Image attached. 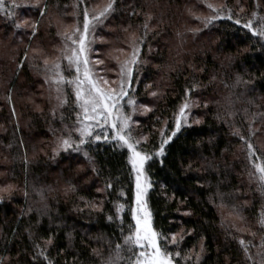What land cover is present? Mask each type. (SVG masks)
<instances>
[{"label": "trees", "instance_id": "obj_1", "mask_svg": "<svg viewBox=\"0 0 264 264\" xmlns=\"http://www.w3.org/2000/svg\"><path fill=\"white\" fill-rule=\"evenodd\" d=\"M98 1L16 0L22 5L16 9L19 29L0 10L1 29L13 35L11 55L3 59L0 53V168L6 174L0 175V186L8 189L0 197V264H102L135 224V173L127 150L109 138L85 146L91 160L66 153L62 138L78 137L75 97L65 85L67 103H62L55 84L45 78H51L49 69L57 62L65 76L70 72L66 36H51L54 22L46 23L50 39L42 36L50 11L59 9L65 22L81 24L84 9L97 8ZM176 2L115 0L94 28L99 38L122 45V32L108 30L111 22L137 30L142 63L136 66L131 95L150 108L139 117L137 132L146 136L141 148L151 156L146 173L152 227L162 248L180 252L175 264H261L264 193L245 142L233 132L238 128L250 139L264 162V41L243 26L249 19L260 25L264 0H194L192 6L185 1L194 26L184 30L177 25L182 20L177 12L158 6ZM208 4L219 8L222 18L205 24L204 18L215 14ZM11 8L12 0H5V9ZM36 41L42 51L52 49L50 61L33 52ZM105 44L93 47L102 53ZM39 87L47 90L39 101L42 111L20 101ZM191 98L198 104L199 123L177 132L164 145V155H156L174 129L180 106ZM9 182L16 190L10 192ZM173 235L176 243H171ZM240 240L248 244L247 253Z\"/></svg>", "mask_w": 264, "mask_h": 264}, {"label": "snow or ice", "instance_id": "obj_2", "mask_svg": "<svg viewBox=\"0 0 264 264\" xmlns=\"http://www.w3.org/2000/svg\"><path fill=\"white\" fill-rule=\"evenodd\" d=\"M39 3V0H37ZM115 5V0H110L105 9L98 15L89 17L88 11L84 10V22L82 30L80 27L75 29L73 34H65L66 40L71 41V45L66 53V59L68 61V70L74 68L75 73L71 76H65L64 70L59 62L55 63L49 71L52 72L51 78L45 77L50 83L55 84V90L58 93L57 99L62 103H67L65 93V85L71 86L74 90L75 103L79 109L77 116V127L75 131L79 133V136L75 139L70 135L67 138H62L60 147L66 152L81 153L84 157L91 160L88 154V150L85 147L90 146L96 141L104 139L109 140V130L114 131L112 139L120 143V146L126 147L130 150V160L133 169L136 173L135 177V208L131 209L132 218L135 220L134 225H130V230L127 234H123L122 242H118L110 254L102 259V264H175L174 256H180V252L175 253L168 251L166 247L162 248L160 244V235L153 229L151 221V212L148 210L146 195L148 188L151 185L148 183L147 177L141 180L145 171V163L151 159V156L138 149L137 145L140 143L138 139L132 136L130 129L131 117L124 112V104L121 102L122 98L128 96L127 87L131 85V77L134 71V65L142 63L139 57L140 48L133 41L131 58L126 60L120 69L121 80L119 89H105L101 86L108 84V81L103 78L94 77L92 68L89 67V35L90 29H94L93 21L100 23L101 17H105L107 13H110ZM22 5L17 4L16 0H12L11 10L5 9V0H0V10H5L8 15L14 20V26L19 29L22 25L15 22L16 9ZM27 7V5H25ZM215 13L210 17L204 18V23L208 24L216 19H221L220 10L212 4L207 5ZM228 11L227 18L232 19L230 10ZM256 14H253L255 16ZM27 23V20L24 21ZM235 23L240 24L241 21L236 19ZM248 28L252 35L264 41V18H261L260 25L258 27L253 26V20L249 19L243 25ZM36 25H33L35 29ZM147 28V25H145ZM79 33V35H75ZM27 59V55H25ZM45 65L48 61H44ZM22 66V65H21ZM239 82V81H238ZM245 83H248L245 81ZM153 96L157 93L153 92ZM11 99V97H9ZM127 103L135 106L136 102L132 97H128ZM146 107V106H142ZM189 104L185 102L179 111V116L175 121V130L171 131L170 135L165 137L159 147L156 155H164V145L176 136V133L181 129V121L188 123L186 110ZM135 110V108H134ZM150 110V109H148ZM196 123H199L197 120ZM188 126H191L190 124ZM100 129V131H97ZM234 135L239 136L246 144L247 158L250 160L255 172L259 173L257 177L259 181L258 190L264 193V162L257 163L253 160V157L257 156V150L253 146L250 139L244 137L240 130L237 128ZM163 135V134H162ZM252 135H255L253 130ZM58 154V153H57ZM264 157V153H261ZM250 179L254 175L253 172L249 173ZM110 187V185H109ZM124 205L120 204L119 209H123ZM111 219V217H109ZM261 227L264 228V220L261 222ZM255 235V234H254ZM167 239V238H165ZM176 236L173 235L171 243H176ZM47 243H51L49 240ZM241 245H244V251L247 253L248 244L244 240H240ZM261 247L264 248V241L261 243ZM203 251V247H201ZM43 255V251H41ZM261 264H264V259L261 260Z\"/></svg>", "mask_w": 264, "mask_h": 264}, {"label": "rangeland", "instance_id": "obj_3", "mask_svg": "<svg viewBox=\"0 0 264 264\" xmlns=\"http://www.w3.org/2000/svg\"><path fill=\"white\" fill-rule=\"evenodd\" d=\"M32 1H35V0H29V2H32ZM185 1H187L188 4L190 6H192L194 0H180V2H176L173 5L171 4L170 7L166 6L164 3H159L158 4L159 7H165L167 9L170 8L171 10L177 12L178 17L180 19H182L181 21H179L177 23V25H179L180 26L179 28L182 29V30L187 29V28H191V26H194V25H192L189 22V19L191 17V10L189 9V6H187V5L185 6L184 5ZM97 3H101V5L98 6L97 8L93 7L91 10L87 9L88 15H89L90 18L93 17L94 15H98L107 6V3H106L105 0H99ZM153 8H157V7L153 6ZM105 17H101L100 18L101 21H103L105 19ZM46 21H45V25L43 26V31L44 32H43L42 36L44 38H46V39H48V38L50 39L51 36H53L55 39H58V38H61V37L63 38L64 36H66L65 35L66 33L67 34H73L77 27H80L81 30H82L83 22H84V13H83V21H82L81 24H74L73 25L71 23L65 22V20H63V18H62L61 12H59V9L55 10V11L51 10L50 11V16H48V19H46ZM50 22H54L55 23V28H54L53 33H52L51 36H50L49 33H45L46 26ZM46 23H47V25H46ZM100 23H102V22H100ZM93 24H94V28H95V26L98 23L93 21ZM111 24H112V26L109 27L108 30H110L113 34H117L118 32L119 33L122 32L121 36H122V38L125 39V41H124L125 45H122V43L120 41L115 40L113 38H106V37L105 38H101V37L99 38L98 35L94 32V29H90V35H89V42L90 43H89V52H88L89 67L92 68L94 77L103 78V79L108 81V84H106V85L103 84L102 81H100L102 87H104L105 89H119L120 80H121V73H120L121 65L126 60L131 58L133 41H136V39L138 37V34H137V30L136 29H133V28H130V27L126 28L125 30H123L122 26L119 25L118 22H115V24H114V22L112 21ZM35 31H36V27H35L33 33H35ZM75 35L78 36L79 33H76ZM173 37H174V39L176 38L175 40L172 39V41H174V45L173 46L175 47V45H176L175 43H177V36L173 35ZM12 39H13V35L12 34H10V35L8 34V35L5 36L4 30L1 29V27H0V53H1V56H2L3 59L8 58L11 55V53L13 52ZM98 42L106 43L105 44L106 46L102 50V53L99 50L94 49L95 47H93ZM69 47H74V46L71 45V41L67 42V44L65 45V52L66 53H67ZM32 48H33V52L34 53H37V54H39L41 56L43 55V58H45L47 60L49 58V61H50V58L53 57L52 49H50L51 53H49V51L47 53L42 51V47H41V44L39 43V41H36L35 43H33V47ZM66 53H65V55H66ZM92 53H94V55H95L94 57L92 56L93 55ZM139 57H140V52H139ZM107 59L112 60L115 65L113 67L108 66V63L106 62ZM138 64L139 63L134 65V71H133V74H132V77H131V84H132V80H133V77H134L135 72H136V66ZM74 73H75V69L73 68L71 70V72H69L67 74V76H71ZM1 80H3V79H2V76L0 75V81ZM69 87L71 88V86H69ZM71 90H72V93L74 95V90L72 88H71ZM126 90L128 92V96L123 97L121 102L124 104V112L126 114L130 115V117H131V124H130L129 131H131V134H132L133 137H135L136 139H138L140 141V143L137 145V148L138 149H142L141 145H143L147 141V138H146V136L140 135L139 132H137V128L141 125L140 121H139V117L141 115L148 114L150 112V110H148V109H150V108L147 105H145V104H143L141 102H138L131 95V85H130V87H127ZM46 91L47 90L45 89V87H39L38 89H36L33 92H25L24 94H22V97H21L20 101L22 103H29V104L31 103L35 109H37L39 111H42V105H41V103L39 101H41L43 99L44 94L46 93ZM129 96L132 97L135 100V102H136L135 106L130 105V104L127 103V100H128ZM74 97H75V95H74ZM185 102H187L189 104V107L186 110L188 123L186 124L182 120L181 121V129H180V131L183 128H185V127H189L188 126L189 124L190 125L196 124V121L197 120L199 121V118L197 117L196 112H195L196 109L198 108V104H197L196 100L191 98V99H188ZM142 106H146V107H142ZM181 106H180V108H181ZM134 108H135V110H134ZM180 108H179L178 113H177V115L175 117L174 129L172 131L175 130V121H176V119L179 116ZM77 109H78V107H77ZM77 111H79V109ZM77 118L79 119L78 116H77ZM97 131H100V129H97ZM77 134L79 136L78 132H77ZM114 134H115L114 131L109 130L108 135H109L110 140L116 141V140L112 139V136H114ZM117 143L120 145L119 142H117ZM123 148L127 150L128 154H129V157H130V155H131L130 150H128L126 147H123ZM2 158H3V156L0 155V162L3 161ZM256 158H257V160H256L257 163H260V159L258 157H256ZM149 160L145 163V171H144V174L141 177V180L143 182L144 178L147 177L148 183L151 185L149 177H148V175L146 173V168H147V164H148ZM0 173H1L0 175L4 178L6 174L4 172L3 167L0 168ZM134 173H135V171H134ZM135 177H136V173H135ZM5 186H8L10 192L16 190V184L13 183V182H9ZM150 189H151V187L148 188L147 195H146V201H147ZM7 192H8V189H6L3 185L0 186V197L3 194L7 193Z\"/></svg>", "mask_w": 264, "mask_h": 264}]
</instances>
